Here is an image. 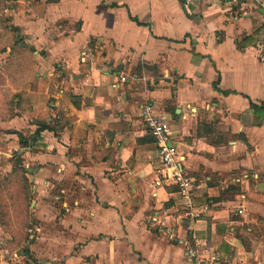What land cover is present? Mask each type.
Listing matches in <instances>:
<instances>
[{
  "label": "crops",
  "instance_id": "0c3cea01",
  "mask_svg": "<svg viewBox=\"0 0 264 264\" xmlns=\"http://www.w3.org/2000/svg\"><path fill=\"white\" fill-rule=\"evenodd\" d=\"M186 1H11L1 151L26 160L35 224L30 259L0 241V264H264V0ZM145 104L192 209L158 183Z\"/></svg>",
  "mask_w": 264,
  "mask_h": 264
},
{
  "label": "rangeland",
  "instance_id": "374dc122",
  "mask_svg": "<svg viewBox=\"0 0 264 264\" xmlns=\"http://www.w3.org/2000/svg\"><path fill=\"white\" fill-rule=\"evenodd\" d=\"M10 5V0H0V54L13 49V55L17 56L16 49L13 48L14 32L9 28L8 15L4 11L10 8ZM4 61L3 57L0 60V66H3L2 69L0 68V110L6 106L2 85L5 78L9 84L11 83L10 68L13 66L11 57L7 59L6 64ZM3 138L0 130V241L4 242L3 248L11 257L12 253L18 256L27 247L29 238L33 235L35 224L31 209L33 183L29 174L24 175L18 169H12L15 161L13 149L9 147L1 151ZM25 259H30V256H25Z\"/></svg>",
  "mask_w": 264,
  "mask_h": 264
},
{
  "label": "built area",
  "instance_id": "2783aa9c",
  "mask_svg": "<svg viewBox=\"0 0 264 264\" xmlns=\"http://www.w3.org/2000/svg\"><path fill=\"white\" fill-rule=\"evenodd\" d=\"M186 4H189V0L186 1ZM235 5L237 4L235 3ZM4 11L7 13L9 8ZM121 81L124 82L125 78L121 77ZM140 113L146 130L153 137L158 147L161 160V166L157 171L158 183L175 186L179 193L181 204L188 209H192V199L198 184L180 165L177 148L170 140L169 124L155 112L151 104L142 106ZM241 212V210H238V213L241 214Z\"/></svg>",
  "mask_w": 264,
  "mask_h": 264
},
{
  "label": "trees",
  "instance_id": "16d2710c",
  "mask_svg": "<svg viewBox=\"0 0 264 264\" xmlns=\"http://www.w3.org/2000/svg\"><path fill=\"white\" fill-rule=\"evenodd\" d=\"M12 1V0H10ZM14 38H15V34H14ZM148 69H154V67H147ZM251 107L254 111L255 114V119H258V121H255V124H261L264 121V104H254L251 102ZM48 129V130H53L51 126H49L48 124H40L37 128V130L35 131L34 134H23L21 132H17V136H18V140H19V144L22 148H31L33 142L38 138V136L40 135V132ZM153 139V137H152ZM154 141V139H153ZM13 157H15V161H14V166L12 169H18L21 173H23L24 175L26 174V169L23 165L24 162V158L22 157V153L21 152H14L13 153ZM22 254L24 256H29V252L27 250V248L25 247L22 251Z\"/></svg>",
  "mask_w": 264,
  "mask_h": 264
}]
</instances>
